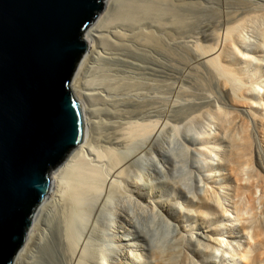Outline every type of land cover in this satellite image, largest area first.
<instances>
[{"label": "bare ground", "instance_id": "1", "mask_svg": "<svg viewBox=\"0 0 264 264\" xmlns=\"http://www.w3.org/2000/svg\"><path fill=\"white\" fill-rule=\"evenodd\" d=\"M83 39L70 82L83 140L51 170L12 264H172L147 223L156 207L184 222L169 176L198 188L188 208L209 226L204 264H264V0H104ZM173 131L191 145L175 148Z\"/></svg>", "mask_w": 264, "mask_h": 264}, {"label": "water", "instance_id": "2", "mask_svg": "<svg viewBox=\"0 0 264 264\" xmlns=\"http://www.w3.org/2000/svg\"><path fill=\"white\" fill-rule=\"evenodd\" d=\"M104 0H0V264H12L50 172L84 136L70 82Z\"/></svg>", "mask_w": 264, "mask_h": 264}, {"label": "rangeland", "instance_id": "3", "mask_svg": "<svg viewBox=\"0 0 264 264\" xmlns=\"http://www.w3.org/2000/svg\"><path fill=\"white\" fill-rule=\"evenodd\" d=\"M189 81L190 80L186 81L185 87L189 88L190 91H194L195 88L192 85H190L191 83ZM203 88H201V91L199 90V93L202 92L205 95L206 94H211L210 92L214 93V90H215V89H212L211 87H205L204 89L206 91H204ZM207 89H208L209 93H208ZM210 89H212V90L210 91ZM209 96L213 97L215 102L219 98L216 93L211 94ZM176 99H177L178 102H182V103L185 102V101H183L181 99L180 95H179L178 98L177 97L173 98V100H176ZM178 132L179 133H177V134H174L175 131H173L171 133V136L174 134V136H172V138H174V139L171 138V140L174 141V144L172 143V145L176 146L175 148H177L178 146L179 147L182 146V144H184V146H187L188 143H189L188 146H190L191 143H192V136L190 135L191 137H187L188 135L184 134L183 131H178ZM188 140H190V141H188ZM187 141H188V143H187ZM184 146H182V147H184ZM95 156L93 155V159L96 158ZM96 160H97V158L95 159V161ZM59 165H57L55 168H53L52 171H54ZM159 165L161 166V164H159ZM254 168H258L259 170H261L256 165V163L254 164ZM194 170H196V171L194 172ZM185 171H186L185 176L182 175V178L186 177V174L189 173V175L188 174L187 175L190 177L189 181H190L191 184L193 183V185L195 184L196 186L198 185L196 183H199L200 185L202 184V183L199 182L200 181V176H199L200 174L197 172V168L193 169L192 167L189 166V164H186ZM192 173L194 174V176L192 175ZM169 178H170V176L167 178V180H169V181H167L168 182L167 184H170V183L171 184L167 185V187H165L166 189L165 188L163 189L164 192L166 193V195L164 197H166L167 194H169L168 195L169 196V200L172 201V203H176L175 204L176 209L172 208L171 212L173 213V215H176V213L177 214L180 213L182 215H185V217H183V219H184L183 221L184 222L176 221V219L174 220V218L172 219V218H169V217L165 216L163 210H160V208L156 207V209L153 208V213L148 215L147 223L149 224L150 227H153V229L156 231L155 234H157L156 237H158V239H157L158 242L156 241L157 245L161 248V250L165 254L171 256L172 264H204V261H206L205 260L206 258L204 257L205 256L204 254H206V253H204L203 250H202L203 246H198V240H200L203 243L206 241L205 240V235H208V232H209L208 231V227L209 226H208L207 223H202L201 220H196L195 216H191L190 215L191 214L190 210L188 208V207L191 206V202L190 201H192V198H193L192 195L194 194L196 196V194H198V191H197L198 188L195 189V188L192 187L191 188L192 191H190L191 189L189 190L192 194L189 193V192L186 194L185 192L187 190L183 187L184 186L183 183H181L179 180H177L178 178L176 179V178H172L171 177V179L172 180L174 179L176 182L175 181L170 182L171 179H169ZM191 179L192 180L195 179V181L191 182ZM174 182L175 183H179L180 182L179 185H180L181 189L177 188L176 185H178V184L172 185V183L174 184ZM187 182H188V180H187ZM164 184H166V183H164ZM260 185H261V187H259ZM173 186H174V188H173ZM190 187H191V185H190ZM257 187H259V188H257ZM255 188L259 189V190L262 189L264 191V184H259ZM255 188H249L248 190L252 194L253 191H256ZM184 189L186 191H184ZM259 190H258V192H256V196H258L260 194L261 190L260 191ZM193 191H194V193H193ZM195 192H196V194H195ZM199 192H200V189H199ZM178 202H179V204H177ZM255 204H256L257 208H254L253 210H254V213H255V215L257 217V222L258 223L256 222V225L257 224L264 225V216L262 214V209L259 208L260 205L257 202ZM177 205H179V206H177ZM186 210H188V211H186ZM187 212H189V213L187 214ZM252 220H253L252 216H250V215L248 217L245 216L244 219L240 223H238L236 225V227L233 228V232L234 233H232V235L235 236L237 234L236 230H237V227L239 228V226L246 228V225H248V227H250V225L252 224ZM252 226H254V224H252ZM166 229H167V231H166ZM145 230L148 233V228H145ZM180 231L183 232V235H184L182 238H180V235L178 234ZM250 232H252V230ZM233 238L237 239L239 237H232V238L227 237V239L231 240V241H234V240H232ZM194 250L199 251V253H196V252L194 253ZM253 251H256V249L254 247H253ZM253 251H252L251 254H254ZM259 252H264V245L262 247H260ZM207 259L210 260L212 258L208 257ZM263 259H264V253H263ZM147 260H148V262L146 264H155V263H152L153 261H151V259L149 257H148ZM259 264H263V262H261Z\"/></svg>", "mask_w": 264, "mask_h": 264}]
</instances>
